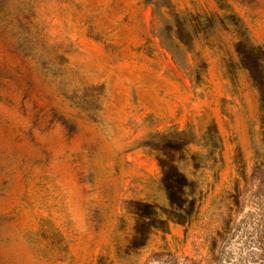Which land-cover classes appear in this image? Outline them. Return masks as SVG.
Returning <instances> with one entry per match:
<instances>
[{"label": "rangeland", "instance_id": "1", "mask_svg": "<svg viewBox=\"0 0 264 264\" xmlns=\"http://www.w3.org/2000/svg\"><path fill=\"white\" fill-rule=\"evenodd\" d=\"M238 42L264 64V0H0V264H264V92ZM169 163L195 207L134 246Z\"/></svg>", "mask_w": 264, "mask_h": 264}, {"label": "trees", "instance_id": "2", "mask_svg": "<svg viewBox=\"0 0 264 264\" xmlns=\"http://www.w3.org/2000/svg\"><path fill=\"white\" fill-rule=\"evenodd\" d=\"M177 29V38L180 42L184 43L183 36L186 35V31L180 22H178ZM237 50L243 65L249 71L252 80L263 94L264 64L261 59L259 48L251 44L238 42ZM177 145L180 144L177 143L172 146L176 147ZM162 168V181L168 199V207L164 211L166 219H162L158 216V212L153 204L135 201L134 205L136 209L134 213L137 215V220L134 227V236L132 238V244L134 246L145 244L151 229H166L165 225L168 224V221L185 223L195 207V199L190 195L191 181L172 163L164 164Z\"/></svg>", "mask_w": 264, "mask_h": 264}]
</instances>
